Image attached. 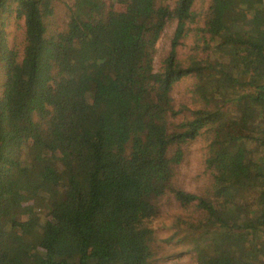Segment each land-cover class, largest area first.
Masks as SVG:
<instances>
[{
	"label": "trees",
	"instance_id": "trees-1",
	"mask_svg": "<svg viewBox=\"0 0 264 264\" xmlns=\"http://www.w3.org/2000/svg\"><path fill=\"white\" fill-rule=\"evenodd\" d=\"M197 1L0 0V264H264V0Z\"/></svg>",
	"mask_w": 264,
	"mask_h": 264
},
{
	"label": "rangeland",
	"instance_id": "rangeland-1",
	"mask_svg": "<svg viewBox=\"0 0 264 264\" xmlns=\"http://www.w3.org/2000/svg\"><path fill=\"white\" fill-rule=\"evenodd\" d=\"M207 2L209 0H198L196 4V12L200 13L201 11H205L207 7ZM62 14V7L60 4H56L53 17L47 20V24L49 25L50 29H55L56 25L60 22ZM4 30L6 33L10 34H18L16 33V26L14 22V17H10L9 19L6 18L4 20ZM173 28H169L164 33L163 37L159 41L157 45V53L154 58L155 68H158V64L165 54V50L167 49L168 38L172 34ZM192 35V34H191ZM189 35V38L184 43V47L181 48L180 54L182 55L183 59L187 58L190 55L189 48L193 42L192 36ZM186 60V59H185ZM3 83V77L0 74V96H1V86ZM193 81L191 79H187L182 82L176 89L177 101L180 100V103H184L188 105L190 108H196V104L192 103L191 95L189 89L192 86ZM205 147V142L202 139H199L193 145L190 146L189 154L184 161L181 167V185L187 191H195L196 188L201 187L203 183V179L200 175V156L201 153L204 151L203 148ZM179 213V210L176 209V206L173 202H162L161 205V215H159L153 222V228L156 233L157 239H164L168 237L171 233V224H173L175 220L176 214ZM159 246V250L157 251V259L160 263L163 264H189L188 257H184L182 259H178L175 257L174 254L171 253V248L168 246L169 250L161 243H157Z\"/></svg>",
	"mask_w": 264,
	"mask_h": 264
},
{
	"label": "built area",
	"instance_id": "built-area-1",
	"mask_svg": "<svg viewBox=\"0 0 264 264\" xmlns=\"http://www.w3.org/2000/svg\"><path fill=\"white\" fill-rule=\"evenodd\" d=\"M263 79H264V74H263Z\"/></svg>",
	"mask_w": 264,
	"mask_h": 264
}]
</instances>
